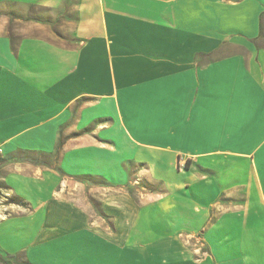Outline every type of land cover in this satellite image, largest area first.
<instances>
[{
  "label": "crops",
  "instance_id": "crops-1",
  "mask_svg": "<svg viewBox=\"0 0 264 264\" xmlns=\"http://www.w3.org/2000/svg\"><path fill=\"white\" fill-rule=\"evenodd\" d=\"M0 147L14 264H264V0H0Z\"/></svg>",
  "mask_w": 264,
  "mask_h": 264
},
{
  "label": "rangeland",
  "instance_id": "rangeland-1",
  "mask_svg": "<svg viewBox=\"0 0 264 264\" xmlns=\"http://www.w3.org/2000/svg\"><path fill=\"white\" fill-rule=\"evenodd\" d=\"M34 22H42V21H34ZM56 23V21H54ZM143 181H141L142 184ZM140 184V185H141ZM139 184H135L129 188H131L132 190L134 189L136 191V193L139 195V190H136V187H140ZM141 189V188H139ZM1 191H5V190H1ZM142 191V190H141ZM130 192V191H129ZM11 196V195H10ZM10 196H5V195H0V213L2 212V218H5V216L8 214L9 210L8 208H6V206L9 204V202L14 201V197H10ZM0 218V219H2ZM2 229H1V225H0V241L3 243L9 242V240L7 239V236L9 237L8 234L6 233H2ZM31 235H22V234H18V233H13L11 232V251L18 249L19 246H23L26 244L27 240H29ZM195 238V242H193L194 244H197L199 247H196V249L194 250L195 253L198 254V257H204L207 255V250L204 248V245H202L201 243V239L194 237ZM1 253V252H0Z\"/></svg>",
  "mask_w": 264,
  "mask_h": 264
},
{
  "label": "trees",
  "instance_id": "trees-1",
  "mask_svg": "<svg viewBox=\"0 0 264 264\" xmlns=\"http://www.w3.org/2000/svg\"><path fill=\"white\" fill-rule=\"evenodd\" d=\"M9 256H11V261H8V259H5L4 257L0 256V262L2 264H14L12 261L13 255H9Z\"/></svg>",
  "mask_w": 264,
  "mask_h": 264
},
{
  "label": "built area",
  "instance_id": "built-area-1",
  "mask_svg": "<svg viewBox=\"0 0 264 264\" xmlns=\"http://www.w3.org/2000/svg\"><path fill=\"white\" fill-rule=\"evenodd\" d=\"M1 152H2V149L0 147V154H1ZM0 218H2V212L0 213Z\"/></svg>",
  "mask_w": 264,
  "mask_h": 264
}]
</instances>
